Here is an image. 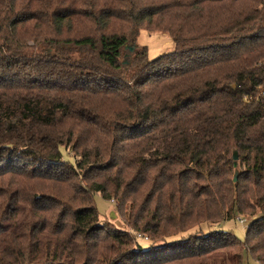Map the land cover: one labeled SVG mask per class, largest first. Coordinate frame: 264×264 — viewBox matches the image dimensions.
Returning <instances> with one entry per match:
<instances>
[{"label":"trees","instance_id":"trees-1","mask_svg":"<svg viewBox=\"0 0 264 264\" xmlns=\"http://www.w3.org/2000/svg\"><path fill=\"white\" fill-rule=\"evenodd\" d=\"M4 181L0 264H264V0H0Z\"/></svg>","mask_w":264,"mask_h":264},{"label":"rangeland","instance_id":"rangeland-1","mask_svg":"<svg viewBox=\"0 0 264 264\" xmlns=\"http://www.w3.org/2000/svg\"><path fill=\"white\" fill-rule=\"evenodd\" d=\"M137 45L141 47H147L148 56L150 60L156 59L157 57L173 52L175 50L174 42L168 34H163L160 32L149 33L146 30H142L140 32V35L137 40ZM128 56L129 59H131L130 52L128 53ZM62 154L65 160L76 165L77 160L75 153H73L70 148H67L66 150L62 149ZM4 187H6L5 181L2 182V184L0 185L1 189H3ZM40 189L41 188H39V190ZM41 195L49 199H53L54 197V195H49L47 193H42ZM54 198L55 201L46 200L43 204L45 203L52 204V201L53 203H55V205L61 203V199L59 197H54ZM113 202L114 201H107L103 199V197L99 193L95 195V203L101 216L100 218L101 223L104 225H110L112 227L116 226L120 229H128V227L124 223L123 217L121 216L120 212L117 209L116 203ZM22 207H26L25 208L26 210L29 209L27 205H23ZM60 208L61 206L59 207V209ZM3 210H4L3 213L0 212V231L6 228L10 216L7 206H3ZM238 219L239 220L233 219L227 222H223L220 225H213L210 227L208 225H203L201 228L204 230V232L213 231V230L230 231L234 233L238 237V239L244 242L246 239V232H247L246 229L253 219L244 216H238ZM243 219L244 220L246 219V221H244ZM137 236H138L137 239L140 242H142L144 247H147L149 245V240L147 236H143L141 234L140 235L137 234ZM244 264H259V263L251 259L249 256L245 255Z\"/></svg>","mask_w":264,"mask_h":264},{"label":"water","instance_id":"water-1","mask_svg":"<svg viewBox=\"0 0 264 264\" xmlns=\"http://www.w3.org/2000/svg\"><path fill=\"white\" fill-rule=\"evenodd\" d=\"M126 49L129 50L130 52H134V50H135V48L133 46H127ZM125 63H128V62H125Z\"/></svg>","mask_w":264,"mask_h":264},{"label":"built area","instance_id":"built-area-1","mask_svg":"<svg viewBox=\"0 0 264 264\" xmlns=\"http://www.w3.org/2000/svg\"><path fill=\"white\" fill-rule=\"evenodd\" d=\"M240 220H242V219H240ZM243 220H244V219H243ZM244 221H246V219H245Z\"/></svg>","mask_w":264,"mask_h":264}]
</instances>
